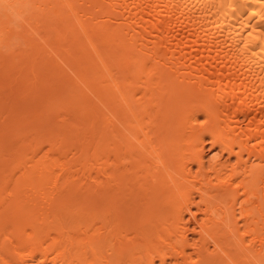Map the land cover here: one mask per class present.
<instances>
[{"label": "bare ground", "instance_id": "6f19581e", "mask_svg": "<svg viewBox=\"0 0 264 264\" xmlns=\"http://www.w3.org/2000/svg\"><path fill=\"white\" fill-rule=\"evenodd\" d=\"M0 264H264V0H0Z\"/></svg>", "mask_w": 264, "mask_h": 264}, {"label": "rangeland", "instance_id": "374dc122", "mask_svg": "<svg viewBox=\"0 0 264 264\" xmlns=\"http://www.w3.org/2000/svg\"><path fill=\"white\" fill-rule=\"evenodd\" d=\"M207 146H208V145H207ZM207 146H206V147H207ZM207 152H208V150H205L206 155H207ZM189 235H190V234H189Z\"/></svg>", "mask_w": 264, "mask_h": 264}]
</instances>
